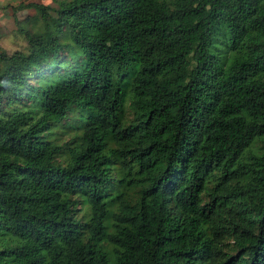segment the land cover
I'll list each match as a JSON object with an SVG mask.
<instances>
[{"label":"trees","instance_id":"obj_1","mask_svg":"<svg viewBox=\"0 0 264 264\" xmlns=\"http://www.w3.org/2000/svg\"><path fill=\"white\" fill-rule=\"evenodd\" d=\"M53 2L0 50V264H264V0Z\"/></svg>","mask_w":264,"mask_h":264},{"label":"rangeland","instance_id":"obj_2","mask_svg":"<svg viewBox=\"0 0 264 264\" xmlns=\"http://www.w3.org/2000/svg\"><path fill=\"white\" fill-rule=\"evenodd\" d=\"M37 3L42 5H49L52 8H56V4L53 0H0V50H4L8 55H12L15 52H21L28 55L30 53V48L25 39L24 35L20 31V27L27 28L29 31L35 34H41L44 31V23L40 17V14L32 9L20 10L18 6L20 4ZM18 20L20 23L18 24ZM66 37V36H65ZM221 35L219 36V39ZM83 60L80 55L73 56L68 50L61 54L59 62L58 73L64 74L67 71H73L79 67ZM63 70H60L61 68ZM134 70H125L121 79L122 85L125 91V105L123 108L124 121L130 122L133 118L132 110L129 106V91L132 83ZM50 70L45 68L41 72L37 73L29 82L32 86L37 85L42 79L48 77ZM82 112L78 110H73L67 115L65 120L56 126H52L49 131L50 140L55 141L59 145H65L66 143H76L82 133ZM252 151L254 153H261L262 143L257 142L252 146ZM66 157V155H63ZM64 160L65 158H60ZM114 167V176L120 177V173ZM116 185L113 186L114 190ZM121 193L127 195L129 199H134L136 197L135 189H122ZM76 215L78 218H83L86 213V207L82 198H76Z\"/></svg>","mask_w":264,"mask_h":264}]
</instances>
